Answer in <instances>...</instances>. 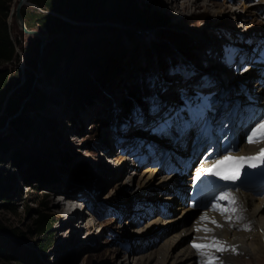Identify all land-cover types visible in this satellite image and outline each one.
<instances>
[{
	"label": "rangeland",
	"instance_id": "374dc122",
	"mask_svg": "<svg viewBox=\"0 0 264 264\" xmlns=\"http://www.w3.org/2000/svg\"><path fill=\"white\" fill-rule=\"evenodd\" d=\"M18 1L16 0L15 4ZM135 1L140 10L166 17L169 26L149 29L125 27L105 19L108 25H102L103 28L112 30L113 27L121 26L124 29L122 33L96 31V34L105 35H101L100 40L114 38L119 42L117 52H113L114 46L108 47V50L115 54L116 59L118 58L117 61L120 59L118 64L120 67L109 79L98 75V68L93 69L92 65L90 67L89 63H97L98 60L89 59L80 52L75 42L74 44L70 38H67L66 41H69L76 61L75 64L73 63L71 74L69 65L61 62L58 74L63 80L76 77V82L72 80L70 85L64 86V82L58 83L57 79L45 75L41 59L46 54L43 52L38 59L39 55L37 57L34 50L36 39L39 38L24 35L17 28L14 16L8 18L11 39L16 46L19 60L0 66V70H7L9 74L10 87L6 94L5 109L0 111V129L5 127L8 118L16 114L18 116L10 121L8 129L0 133V138L9 137L11 133L15 134L14 138L11 137L12 145L8 149L0 150V223L6 230L15 231L18 237L1 232L0 240L12 244L15 255L20 260L18 264H134L138 258L143 259L155 253L166 237L184 227V219H177L155 231L154 236L144 238L137 235L135 230L142 228L148 222L143 225L134 224V221L140 223L138 218L140 212L137 207L143 205L144 208L148 204L141 205L134 200L135 192L139 191L138 175H136L138 170L135 168L137 162L124 156L120 150L130 146L132 142L138 143V139H142L144 144L149 143V134L157 138L154 132L149 131L150 129L154 131V122L156 127L167 122L168 119H176L178 125L179 112L181 114L187 110L181 108L187 106L186 108L192 109L195 106L191 107L188 100L191 96L190 92L201 93L203 89L198 88L196 84L203 83L201 80L204 77H210L206 72L213 70L214 74L216 72L215 75L221 77H226L228 72L226 80L233 83L231 80L240 75L233 74L231 70L225 72L215 64L219 56H214V53L220 55L217 52L220 47L219 32L227 29L228 33L233 34L256 33L259 38L257 40L262 44L263 34L258 32L264 27L261 23L263 21L259 20L256 12L248 13L253 5L252 0ZM186 2L193 4L184 9L180 4L184 5ZM87 19L78 22L77 29L72 31V38L78 36L79 40L82 36L83 39H98L92 30L99 22H94L95 19L90 17ZM70 23L72 24L73 21ZM45 37L48 41L46 48L51 40L46 34ZM55 38L62 41L66 37L62 34ZM234 39L237 40L235 36ZM23 50L33 58L32 66L25 65ZM185 57L191 60H182ZM262 57L264 58V54ZM173 58L181 59L182 65L180 63L171 65L167 71L165 67ZM182 68L184 72L187 71L186 75L180 73ZM161 69L165 73H161ZM157 71L159 73L157 82H160L158 86L149 88V93L154 89L157 93V89L161 91L165 88L164 91L176 100H173V109L153 114L154 109L156 112L163 111L167 101L154 97L152 102L150 97L148 104L140 107V114L137 117L133 116L129 121L131 123L142 117L149 122L150 126L145 124L148 128L125 125L114 129L112 125L111 128L106 125L103 115L108 119L110 116H116V110L117 114L121 113L118 110L122 108L123 101L130 96L129 88L144 85L143 76L150 72L155 74ZM187 77L190 79L186 80ZM208 78L206 77V81ZM182 80L187 85H181ZM78 82L84 85L83 89L87 92L85 95L78 90ZM252 84L254 85L255 82ZM41 95L46 99L43 97L38 105L37 97ZM161 99H168V95H163ZM221 102H225V98ZM22 104L25 105L23 108ZM213 106L211 104V107ZM6 107L14 110L13 113H6ZM179 107L181 108L178 109ZM26 117L44 124L49 120L52 126L49 127L50 129H44L43 133L32 131L28 137L16 136L14 128L17 122ZM124 141L128 144H124ZM103 146L113 153L110 159L113 163L103 160L100 156L102 154L96 152ZM22 153L26 154L24 158L27 161L30 154L35 155L36 159L44 164L42 171L51 178L57 179L58 185L35 177V172H31L34 169H28L29 163L19 161L21 157L17 158ZM127 172L134 175L131 181L133 186L127 180L123 182H126L128 187L123 186L121 182L122 175ZM25 176L31 177L35 187L24 185ZM53 187L63 190L62 193L68 195L71 201H59L61 198L56 196L55 192H47L48 188ZM132 191L135 193L133 196H131ZM158 195L160 196L155 193L151 198ZM69 202L73 203L72 211L63 213ZM180 205L186 207L183 201ZM175 211H178V208ZM36 212L48 214L52 224L49 233L38 237L32 235L36 230L34 224ZM156 233L162 240H156ZM41 243L50 244L49 250L41 252L37 247ZM253 254V252H242L235 257L237 264H264V257ZM141 264H156V262H141Z\"/></svg>",
	"mask_w": 264,
	"mask_h": 264
},
{
	"label": "trees",
	"instance_id": "16d2710c",
	"mask_svg": "<svg viewBox=\"0 0 264 264\" xmlns=\"http://www.w3.org/2000/svg\"><path fill=\"white\" fill-rule=\"evenodd\" d=\"M13 2L14 0H0V66L19 60L18 53L16 51V46L11 39L10 28L7 23L10 14V8L11 5H13ZM29 2L34 4L38 9H22L21 13L26 27L29 30H38L44 32V34L48 35V38L51 40V42L44 50L46 55L41 59V64L44 73L47 77L57 79L58 83L64 82L63 86L70 85L72 83V80L76 82V77L65 78L66 80H63L62 78H59L58 74V70L61 67V62H63L64 65H69V73L71 74L74 67L73 63L74 61H76L75 54L69 46L70 43L69 41H66L67 38H70L73 43L75 42L76 44H74L79 46L80 52L82 54L87 55L89 59L98 60L97 63L94 62L89 64L90 67L92 65L93 69H99V72H97V74L101 77L109 79L111 75L115 72V70H118V67H120L118 65L120 63V59L117 61L118 58L116 59V56H114L115 54H112L108 50V47L110 45L111 47L114 46L113 52H117L119 42L116 41L114 38L113 40L110 39L111 41L100 40L101 35H105L103 33L96 34V32L94 33L96 34L98 39H83L82 36L79 38V40L77 38L78 36L72 38L71 34L72 31L74 32L75 26L70 22L63 20L61 17H64L69 21H73L74 23L86 21L88 20L87 18L90 17L95 19L94 22H98L101 19H109L111 22L120 25L142 26L143 24L147 23V21H153V23H156L160 26L168 25L166 22V17L160 16L158 14H149L148 12L140 10L137 7L135 0H29ZM62 34L66 37L64 39L65 41H61L58 40V38H55ZM39 46L40 40L36 39L34 50L35 55H37V57L39 55ZM23 59L25 65L27 66H32V64L34 63L33 58H30V55L27 53L26 50H23ZM66 70L67 69L65 68V72H67ZM147 74L148 73L143 76L144 85L138 87L132 86L129 88L130 96L128 97L130 99L127 97L123 101V108L121 109L122 114L119 113L117 116H110L108 117V119L106 118V115H103L105 117L106 124L113 123L116 117H120V120L125 121V118L130 114L131 109L134 107V102H132V99L138 98L139 100V98L144 97V95L148 93L147 90L148 85L150 83V76H147ZM8 76L9 74L7 70H0V111L4 107V105L6 106V94L10 89V87L8 86ZM82 85L83 84H79L78 90L83 95H85L87 92H85V89H83L84 85ZM42 98L46 99L44 95H41V97H37L38 105H40L39 103L42 102ZM37 108L39 109V107ZM13 111L14 110H9L6 107V113H13ZM48 121L47 124H44L41 122H36L31 118L26 117L17 122V125L15 126L16 129L14 128V131L16 133V136L21 137H28V135L32 131H35L36 133H43L44 129H50L49 127L52 126L51 123H49ZM11 137L14 138L15 134L11 133L9 134V137L0 138V150L8 149L9 146L12 145ZM16 153L17 152H15V154ZM20 155H18L19 157H17L19 159L21 157V160L19 161L28 162V169H34L31 170V172H35V177H37L41 181L43 180L48 181V183H53L55 184V186L58 185L57 179L51 178V176L42 171L44 169V164L42 163V165L39 160L36 159L35 155L30 154V158L28 157V161L26 160V158H24V156H26L25 153H22ZM14 156L15 155H13V158ZM23 179V183L26 187H35L33 186L34 182L31 181V177L27 178V176H25ZM57 187L48 188L47 192L53 193L54 191H61L57 190ZM36 213L37 214L35 215L34 220L36 230L35 233L32 234L35 235L34 237L49 233L52 227L51 219L48 214L39 212ZM1 232H6L13 237H18L15 231L10 232V230H6L4 226L0 223V233ZM37 247L41 252H46L49 250L50 244L41 243L37 245ZM14 251V247H12L11 243L0 240V263L13 262L15 264H18L20 260H18Z\"/></svg>",
	"mask_w": 264,
	"mask_h": 264
},
{
	"label": "bare ground",
	"instance_id": "6f19581e",
	"mask_svg": "<svg viewBox=\"0 0 264 264\" xmlns=\"http://www.w3.org/2000/svg\"><path fill=\"white\" fill-rule=\"evenodd\" d=\"M192 4L193 3L189 4V2L188 3L186 2L184 5L180 4V6L184 7V9H187L191 7ZM259 5H260L259 9H264V0L261 1ZM256 11L257 9L252 7L250 10H248V13L249 12L254 13ZM100 21L102 22L100 23ZM100 21H98L99 24L96 25V27H93L95 29H93L92 31L96 32V31L106 30L102 32H111V31L120 32V33L124 32V29L121 26L113 27L112 30L103 28L102 25H108V24L105 23V19L104 20L101 19ZM73 25L75 26V30H76L77 29L76 26L78 25V22L76 23L73 22ZM159 26L160 25L153 23V21H147V23L143 24L142 26L125 25V27H140L146 29L157 28ZM167 26L169 25H165V26L161 25V27H167ZM259 32L264 33V30H259ZM249 35H253V37H256V34L253 33H250ZM229 36H230V40H233V33H230ZM214 56H218L216 52L214 53ZM256 66L257 67L254 68L255 71L247 68V70L241 74L242 76L240 78L231 80L233 81V84L239 85V90L236 91V95L245 93L242 102H245L243 106L244 109L247 111H250L253 107L256 106V104L259 103L258 95L260 94L262 88V85H259L260 83L259 80L264 76V64L261 65L256 64ZM216 67L220 68L218 65H216ZM223 69L224 68H222L221 70ZM224 71L226 72L227 70L225 69ZM228 74L229 73L226 72V77L222 76L224 79L220 78L219 75L217 76L219 80V85H218L219 87H223L225 83H230L226 81V79L228 78ZM189 79H190L189 77L186 78V80ZM253 82H255L254 85L252 84ZM241 90L243 91L241 92ZM229 100L231 99L225 98V101H229ZM211 119L214 118L209 117L210 121ZM229 119H230V115H229ZM240 121L243 120L240 119ZM205 126L206 127H204L202 130L203 134L204 133L206 134V132L209 131L210 128L209 125H205ZM234 126L235 124L227 123V126L223 128L222 133L228 131L229 129H232L234 131L233 129ZM176 130H179V128H176ZM243 132L244 131H242V133ZM178 133L180 135V132L176 131V132H172L169 136H165L166 138L165 137L162 138L160 142L163 144V146L159 145L160 146L159 148L154 146V148L158 150L157 153L162 154L161 157L159 159L157 158L156 160L158 163L159 162L161 163V159L163 158V155H166V157L168 158L162 162L163 169L159 171L158 168L151 167L150 165L152 162H147L145 165L139 167L141 168L140 170H138V180H137L139 191L136 192L134 199L135 201H138L137 203H141V204L145 202H146L145 204H150L155 199L157 200L155 201V203L160 202L154 205L155 208L161 207V209H166V211H168L169 214L165 218L164 216H162V218H159V215H161L159 211L153 210L152 213H147L146 215L147 217L149 216L152 217L148 219V222H146L145 225L142 226V228L135 230V232L137 233V235L139 234L140 237L148 238L154 236L153 233L158 228L162 229L165 224L171 223L177 219H184V227L183 229L181 227L179 230L166 237L159 244L155 253L153 252L148 256L144 257L143 258L144 260L138 258V260H136L137 262H135L134 264H141V262L147 263L149 261H155L156 264H196L195 260L197 259L198 256L195 253H193V251L188 247V242L192 234L191 231L192 227L190 225V220L194 218L195 211L189 209L187 206L186 207L181 206L182 204L180 205V202L182 201L176 198V196H178L177 193L178 191L181 192L182 194L185 193L186 195L188 189L187 178L185 176V173L181 171L180 174L179 170L183 165L188 163L190 160L189 158H186L184 160H180V159L176 160V158L178 157L177 155L178 153L174 151V146H175L174 141L175 139H177ZM230 133L231 132H229V134ZM226 135L228 136V134ZM183 155L189 157L188 153L186 152L183 153ZM105 169L107 170V167ZM122 170H124V168ZM125 171H126V167H125ZM163 173H166L168 176H162ZM132 178L133 176L131 172H128V176H126L124 180L130 182ZM124 180H121L123 186L128 187L127 183L123 182ZM155 193L160 194V196L158 195L155 198H151V196L154 195ZM230 198L231 197H229L228 199L231 200L234 197L231 199ZM235 199H236L234 203L235 210L233 216L227 220V223H224L225 228H222L221 230L217 231V233L225 240L223 244L218 243L217 246H221L226 250L225 251L216 250V254H219L221 256L225 255L223 257V264H237L236 258L230 254V252L233 249H235V251L237 249L241 251V253L253 252L255 256L264 257V200L241 197L237 195ZM72 206L73 203L69 202L68 206L65 207L64 211L62 212L63 213L71 212L73 209ZM177 208L178 211H175ZM173 210L175 211L174 214H173L174 212ZM199 252H201V250Z\"/></svg>",
	"mask_w": 264,
	"mask_h": 264
},
{
	"label": "snow or ice",
	"instance_id": "6c2138e0",
	"mask_svg": "<svg viewBox=\"0 0 264 264\" xmlns=\"http://www.w3.org/2000/svg\"><path fill=\"white\" fill-rule=\"evenodd\" d=\"M261 141H264V125H261L259 129H256L254 131H252L251 136L248 137V142L249 143H259ZM226 160L228 159H235L238 161H246L249 162L251 164L252 167H256V164L254 163V161H256L257 159H259L261 162H264V149L260 150V154H258L257 156H248V157H236V158H231V157H226ZM223 161H218L216 164H214L211 168H208L204 171H207L209 173H214L216 175H222L224 179L226 180H235L238 178L237 174H223L222 172L218 171L217 169L219 168L220 164H222ZM196 178L199 180L200 175L199 173H197ZM229 197L226 196H221L220 199L224 200V199H228ZM231 203H235L234 198L230 200ZM215 210H219V211H228V209H220L218 206L216 207ZM234 211V209H233ZM205 219H207V217H205ZM212 223H216L215 220L212 221ZM199 230V229H198ZM205 231H210V229H204ZM216 244H218V242H215L213 245H199V244H195L193 243V247L200 250L202 248L205 247H211V246H216ZM217 251H225L226 249L221 247V246H217ZM234 251V249H233ZM216 258H211L208 261V264H212L213 260Z\"/></svg>",
	"mask_w": 264,
	"mask_h": 264
},
{
	"label": "water",
	"instance_id": "95a60500",
	"mask_svg": "<svg viewBox=\"0 0 264 264\" xmlns=\"http://www.w3.org/2000/svg\"><path fill=\"white\" fill-rule=\"evenodd\" d=\"M15 2H16V0H14L13 4H15ZM24 7H30V8H33V9H38L34 4L30 3L29 0H19L15 5L12 6L11 12H10V15H9V17H10L9 19H11V17L14 16V21H15V24H16L17 28L24 35H27V36H35V37H38L39 38V40H40V46H39V57H38V59H40L42 53L45 50V46L48 43V41H47V39L45 37V34L41 33L38 30H29L26 27L25 22H24V19H23V16H22V13H21V11H22V9ZM61 18L63 20H66V21L70 22L68 19H66L64 17H61ZM23 104H22V108H23ZM4 108H5V105L2 108V110ZM17 116H18V114H16L12 118H8L6 120L5 127L2 128V129H0V133L3 132V131H5L7 129V127L9 126L10 121L12 119L16 118Z\"/></svg>",
	"mask_w": 264,
	"mask_h": 264
}]
</instances>
